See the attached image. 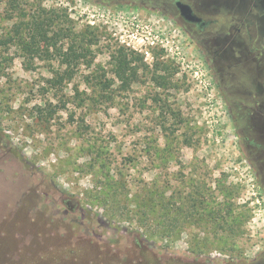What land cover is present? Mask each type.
<instances>
[{
  "label": "rangeland",
  "instance_id": "374dc122",
  "mask_svg": "<svg viewBox=\"0 0 264 264\" xmlns=\"http://www.w3.org/2000/svg\"><path fill=\"white\" fill-rule=\"evenodd\" d=\"M183 1L192 38L175 0H0V264H264V0ZM39 13L93 60L27 50Z\"/></svg>",
  "mask_w": 264,
  "mask_h": 264
},
{
  "label": "trees",
  "instance_id": "16d2710c",
  "mask_svg": "<svg viewBox=\"0 0 264 264\" xmlns=\"http://www.w3.org/2000/svg\"><path fill=\"white\" fill-rule=\"evenodd\" d=\"M43 16V14L39 13L35 15L34 19L31 21L30 45H26V49L35 53L36 55H39L40 44H44L46 46V52H50L49 50L52 49L53 52H55V54L61 58V62L66 64L69 74L72 76V65L77 64V62L82 59H86L89 55H92L90 60H93L94 54H92V51L90 52L85 47H83L77 39L72 41V43L66 49H64V46H59L58 42L60 37L55 38L51 36L52 25L54 24L53 17H49L48 20L45 21V19H42ZM48 26H50L51 29H49ZM91 33L94 34V32ZM136 60L143 61V58L139 57L134 51H128L123 47L118 49L115 70L124 88H129L131 84L138 79L140 65L136 63ZM142 63L146 65L144 62ZM162 67V62L155 61L156 71H159V69ZM165 70H168V68L166 67ZM110 86L111 84H105V88H109ZM0 251H2V249Z\"/></svg>",
  "mask_w": 264,
  "mask_h": 264
},
{
  "label": "built area",
  "instance_id": "2783aa9c",
  "mask_svg": "<svg viewBox=\"0 0 264 264\" xmlns=\"http://www.w3.org/2000/svg\"><path fill=\"white\" fill-rule=\"evenodd\" d=\"M120 19L121 17L119 16V20ZM125 22H127V20H125ZM131 25V29H133V31H119L116 33V35H119L116 38H118L121 44L131 46L135 50H139L145 53L146 60H148L149 58L151 59L152 55L151 50L148 47L149 44H151L152 47H154L155 45L167 47L172 41V36L169 35V32L167 33L164 30L162 31L161 29H150V27L142 25L137 19H132ZM176 53L178 55L183 54L182 50L178 47Z\"/></svg>",
  "mask_w": 264,
  "mask_h": 264
},
{
  "label": "flooded vegetation",
  "instance_id": "af4514ba",
  "mask_svg": "<svg viewBox=\"0 0 264 264\" xmlns=\"http://www.w3.org/2000/svg\"><path fill=\"white\" fill-rule=\"evenodd\" d=\"M178 1L184 2L183 0H175V6H176V8L178 10V13H179L178 18H175V19H176L178 25L184 30V32L186 33V35L192 38V36L194 34V30L192 29V31H191V29L188 28L186 25H194L196 28H198L200 31H202V30H204L210 24V22L208 20H205L203 17L199 16L196 13V11L193 8V6L191 4H189V3L188 4L192 7L193 13L195 15H197L198 17H200L201 19L198 20V21L187 20L184 16H182L181 10L177 6V2ZM184 3H187V2H184ZM164 7H166V6H163V8ZM165 9H167V8H165ZM173 17H176V16L173 15ZM179 20L180 21H183V23L180 22ZM245 107L247 108L248 106L246 105ZM252 108L255 109V107H252ZM248 114H251V112H249ZM247 117H248V119L250 118L249 116H247ZM232 119H233V122L236 123L237 119H236V117L234 115H232ZM246 139L248 140L249 137L246 136ZM250 144L253 145V146H258L259 145L256 141H252V140H250Z\"/></svg>",
  "mask_w": 264,
  "mask_h": 264
},
{
  "label": "water",
  "instance_id": "95a60500",
  "mask_svg": "<svg viewBox=\"0 0 264 264\" xmlns=\"http://www.w3.org/2000/svg\"><path fill=\"white\" fill-rule=\"evenodd\" d=\"M177 6L181 10L182 16H184L187 20L198 21L201 19L193 13L192 7L188 3L178 1Z\"/></svg>",
  "mask_w": 264,
  "mask_h": 264
}]
</instances>
